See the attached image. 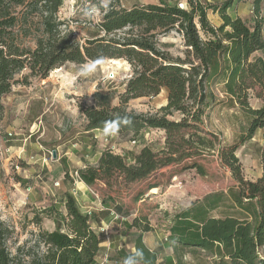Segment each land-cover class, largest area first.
<instances>
[{"label": "trees", "instance_id": "16d2710c", "mask_svg": "<svg viewBox=\"0 0 264 264\" xmlns=\"http://www.w3.org/2000/svg\"><path fill=\"white\" fill-rule=\"evenodd\" d=\"M61 2L31 0L25 5V0H0V120L1 98L20 81L17 76L24 70H28L23 78L26 81L30 76L44 79L67 62L82 65L87 61L125 59L132 75L118 94L119 103L112 104L115 92L97 89L92 94V105L78 104L83 127L119 135H136L145 128L160 129L165 132L164 147L155 151L143 146L128 157L104 148L94 164L75 170L78 180L87 190L97 182L106 187L118 179L132 183L147 179L161 168L216 151L230 170L235 186L226 192H208L170 218L167 241L175 264H264V144L261 175L247 180L234 146H222L213 133L200 128L208 107L205 85L213 79L223 84L230 104H239L249 116L244 140L252 138L257 130L264 135V57L251 59L254 53L264 52L261 0L252 2L251 26L228 13L233 0L216 4L187 0L186 8L164 0L129 8L110 4L98 24L103 35L87 38L84 44L61 30L62 22L56 16ZM27 10L41 14L42 31L35 38L33 49L19 42V29L28 19ZM208 10L219 15L220 25L211 24ZM124 29L127 30L118 34ZM171 30L183 37L184 58H174L157 46V35ZM163 89L166 102L155 112L127 109L129 100L156 96ZM250 90L260 100L257 108L248 104ZM173 112L181 117L170 119ZM65 175L69 178L68 169ZM226 201L238 212L213 215ZM63 206L65 230H39L34 241L38 251L32 254L22 256L21 247L13 254L0 247V264L15 260L17 264H98L100 239L90 225L89 215L80 210L69 192L64 195ZM129 227L136 228L138 234L123 264H156V253L145 245L142 235L152 230V225L136 216ZM183 250L209 252L212 261L187 263L180 254Z\"/></svg>", "mask_w": 264, "mask_h": 264}, {"label": "rangeland", "instance_id": "374dc122", "mask_svg": "<svg viewBox=\"0 0 264 264\" xmlns=\"http://www.w3.org/2000/svg\"><path fill=\"white\" fill-rule=\"evenodd\" d=\"M30 1L25 0V5ZM164 1L176 3L177 6L183 4L179 0ZM223 1L202 0L203 3L215 4ZM93 2V11H90L91 6L85 5L84 0L71 3H64L62 0L58 8L56 16L62 22L61 30L70 33L79 44H84L93 35H103L99 32L98 24L108 5L115 8L131 7L124 0ZM252 2L253 0H233L228 13L241 17L251 26ZM40 16L37 12L28 14L22 30L19 29L21 45L31 49L35 47V38L42 31ZM207 16L214 26L221 24L219 15L211 10H208ZM260 17L264 34V0H261ZM126 30L119 31L118 34ZM156 41L161 50L167 51L174 58H184L186 47L177 30L157 35ZM259 55L264 57V52L254 53L251 59ZM122 59H105L94 62L95 64L87 61L82 65L67 62L62 68L52 70L44 79L30 76L25 81L23 78L28 70H24L17 76L20 81L2 96L0 247L6 252L13 254L17 247H21L22 256L38 251L34 241L39 230H65V193H71L80 202V197L85 198L89 192L92 202L81 203V210L89 215L90 225L100 239L98 264H123L124 256L132 250L134 238L138 234L136 228L129 227L132 218L136 216L153 227L142 235L145 245L156 253V264H175V256L167 241L170 218L208 192H226L235 186L230 170L221 162L216 151L161 168L145 180L125 183L118 179L111 187L97 182L91 189L88 187L87 193L80 181L72 179L70 172L76 169L62 155L66 149L71 152L70 158L80 157L85 162H93L95 153L104 149L98 147L93 140L90 142L94 147L90 150L82 146L80 149L75 148L73 141L63 143L65 138L74 136V132L69 129L71 126H81V117L76 113L75 107L78 104L92 105L94 101L89 94L91 90L95 92L97 89L115 92L112 104L119 103L118 94L123 91L127 79L132 75L131 66ZM111 67L118 70V78L103 82V74ZM57 69L61 70L55 72ZM205 90L208 94V107L201 118L200 128L213 133L222 146H234L244 178L257 179L262 170V130H257L252 138L244 140L249 116L239 104H230L221 82L210 79L206 82ZM165 102L166 91L163 89L156 96L129 100L127 109L136 113L155 112ZM248 104L252 108L260 106L254 90L248 92ZM168 117L178 120L181 115L173 112ZM112 140L117 147L116 152L128 157L136 154L143 146L155 151L162 149L165 132L145 128L136 135L126 133ZM126 161L129 162V159L126 158ZM67 169L69 178L65 175ZM74 188L76 193H73ZM231 206L226 201L225 206L215 210L213 215L238 212ZM111 212L116 213L119 219L114 218ZM180 254L187 263L212 261L211 254L203 250H183ZM17 263L15 260L10 264Z\"/></svg>", "mask_w": 264, "mask_h": 264}, {"label": "crops", "instance_id": "0c3cea01", "mask_svg": "<svg viewBox=\"0 0 264 264\" xmlns=\"http://www.w3.org/2000/svg\"><path fill=\"white\" fill-rule=\"evenodd\" d=\"M124 1L129 3V5H131V6L133 4H159V2H160V0H124ZM179 1H181V2H183V4L187 5V0H179ZM207 1H210V0H207ZM170 4H173V3H170ZM184 7L186 8L187 6H184ZM93 36H96V35H93ZM60 68H62V67H60ZM59 70H61V69H57V70H55V72L59 71ZM93 91L94 90H91V92L89 94L90 96L92 95ZM75 111L81 117L80 118L81 126L79 128H75V126H71L69 129L74 132V134H73L74 136L65 138L63 143H67V142L70 143L73 141L72 145L73 146L75 145V148L80 149L82 146V148L85 147L87 150H90V148L94 147L90 142L91 140H93L94 143H97L98 147H103L102 141L104 138H109L110 141H113L112 140L113 138H119L120 135L118 133H116L114 131H110V130H102V129L85 130L83 127L84 120H83V117L81 116V114L79 112L78 107H75ZM102 150H103V148H101L97 153H95V155H94L95 160L93 162H85V160L83 158H80V157L70 158L69 155H71V152L69 149H66L62 155L67 157L68 162L70 163V165L73 169H78V168L84 167L87 164H94L97 161ZM82 187L86 192L87 191L86 187L85 186H82ZM72 190H73V193H76L75 188ZM90 198H91V195L89 192L87 193V196L85 198L80 197L81 201L80 202L77 201L80 210L82 207L81 203L88 204L89 202L90 203L92 202L91 201L92 198L91 199Z\"/></svg>", "mask_w": 264, "mask_h": 264}, {"label": "built area", "instance_id": "2783aa9c", "mask_svg": "<svg viewBox=\"0 0 264 264\" xmlns=\"http://www.w3.org/2000/svg\"><path fill=\"white\" fill-rule=\"evenodd\" d=\"M66 1H68V3L70 2H75V0H63V2L65 3ZM84 3H85V5H87V6H91V10L90 11H93L92 10V8L94 7V5H95V3L93 2V0H84ZM178 7H180V8H185L184 6H183V4H178ZM92 64H95L94 62L92 63ZM117 69H114V68H110L109 70H107V72H105L104 74H103V77H102V81L103 82H105L106 80H113V79H115V78H118V73H117ZM124 78H127L126 76H124ZM102 144H103V147L104 148H107V149H109V150H111V151H113V152H115V153H117L116 152V150H117V147H116V145H115V143H113V142H111L110 140H109V138H104L103 139V141H102ZM70 176L72 177V179H74V180H76V182L77 181H79L78 180V175H77V172L76 171H73V172H70ZM112 214H113V217L114 218H116V219H119V216L116 214V213H114V212H111ZM121 219H123V218H121ZM103 230H105V228H103Z\"/></svg>", "mask_w": 264, "mask_h": 264}, {"label": "water", "instance_id": "95a60500", "mask_svg": "<svg viewBox=\"0 0 264 264\" xmlns=\"http://www.w3.org/2000/svg\"><path fill=\"white\" fill-rule=\"evenodd\" d=\"M263 139H264V135H263ZM53 156H55V153L53 152Z\"/></svg>", "mask_w": 264, "mask_h": 264}]
</instances>
